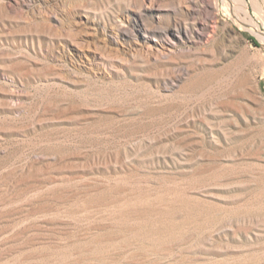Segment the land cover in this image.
<instances>
[{"label": "rangeland", "instance_id": "1", "mask_svg": "<svg viewBox=\"0 0 264 264\" xmlns=\"http://www.w3.org/2000/svg\"><path fill=\"white\" fill-rule=\"evenodd\" d=\"M202 1L0 0V264H264V0Z\"/></svg>", "mask_w": 264, "mask_h": 264}, {"label": "bare ground", "instance_id": "2", "mask_svg": "<svg viewBox=\"0 0 264 264\" xmlns=\"http://www.w3.org/2000/svg\"><path fill=\"white\" fill-rule=\"evenodd\" d=\"M234 1L237 2L236 6L238 5L237 6L238 10L242 11L244 13V15L246 16V18H251L252 19L250 6H249L248 1L247 0H234ZM202 2H203L204 6L200 10V13L203 15V18L205 19L204 20L205 22L202 20L203 21V26L206 27L207 24H209L208 20L211 19L212 16H213V12L211 11V9H220V4H219V0H203ZM253 3L255 5L256 9L258 11H261V7L262 6H261V3H260V0H253ZM229 7L230 6L228 5V2H224L223 11L225 12L226 15L231 17V12H230V8Z\"/></svg>", "mask_w": 264, "mask_h": 264}]
</instances>
